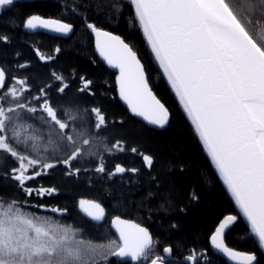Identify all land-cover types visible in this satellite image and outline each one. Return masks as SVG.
<instances>
[{
  "label": "snow or ice",
  "instance_id": "obj_1",
  "mask_svg": "<svg viewBox=\"0 0 264 264\" xmlns=\"http://www.w3.org/2000/svg\"><path fill=\"white\" fill-rule=\"evenodd\" d=\"M130 2L155 60L195 125L239 213L246 218L250 238H258L264 251V0ZM14 3L15 0H0V9H10ZM257 12L259 20L255 19ZM23 26L65 35L74 31L71 22L43 19L35 14L26 17ZM84 27L95 34L100 56L119 70V95L131 112L150 125L164 128L169 123V111L153 93L137 52L120 36L101 30L95 23L85 21ZM0 43H10V37L0 33ZM59 51L55 49L57 54ZM39 59L46 58L40 55ZM28 66L18 65V68ZM53 78L57 82L63 80L55 73ZM12 79L15 83L10 87L6 83L8 69L0 67V159H12L16 163L10 176L15 181V190L24 191L26 196H51L58 192L55 187L32 189L25 185L58 167L63 168L65 181L75 180L82 171H89L76 165L83 158L98 155L97 143L94 138H86L84 132L73 129L77 117L52 101L49 95L52 84L38 86L37 94L32 95L26 79ZM90 84L91 81L85 82L80 91L88 90ZM68 87V84L57 86V95L63 98ZM25 92L34 103L28 102ZM67 103L71 107L76 101ZM88 111L95 117L93 126L97 130L107 127L98 107ZM24 113H42L39 119L48 130L49 143L58 149L52 154L54 162L21 151L30 144L32 152H36L40 139L30 125L21 122ZM116 150L123 152L124 143L117 140L111 148H105L110 154ZM137 151L136 147L131 148L132 153ZM142 159L151 168L153 157L143 155ZM91 171L111 178L138 169L116 164L108 172L101 157L94 161ZM192 199H198L195 193ZM17 204L13 200L5 207L0 200V264H98V259L107 262L109 256L131 258L137 264H170L167 256L173 252L171 246L162 249L166 255L158 254L157 242L149 230L120 216L112 220L118 240L93 244L75 239L78 229L29 214ZM79 205L93 221L104 219L105 209L100 203L81 200ZM50 210L67 211L55 207ZM236 221L237 215L223 218L210 237L212 247L235 264H259L257 255L234 251L226 245V229ZM186 260L198 264L195 252Z\"/></svg>",
  "mask_w": 264,
  "mask_h": 264
},
{
  "label": "trees",
  "instance_id": "obj_2",
  "mask_svg": "<svg viewBox=\"0 0 264 264\" xmlns=\"http://www.w3.org/2000/svg\"><path fill=\"white\" fill-rule=\"evenodd\" d=\"M33 14L43 19L71 22L74 31L65 35L40 29L24 30L25 18ZM85 21L120 36L137 52L153 93L169 111V123L164 128L133 115L121 101L116 81L119 70H113L104 62L93 35L84 27ZM0 33L10 37V43H0V67L8 69L9 75L6 83L11 87L15 83L12 78L26 79L32 95L37 94L38 86L52 84L49 93L52 101L77 117L73 129L84 132L86 138H94L98 153L96 157L80 160L76 166L89 171H82L75 180L65 181L64 170L58 167L54 172L28 181L26 188L55 187L58 190L56 194L43 197L26 196L24 191L15 190V181L10 176L16 163L12 159H0V200L4 204L17 200L22 211L78 229L75 237L93 244L116 240L110 221L120 216L147 228L157 242L158 254L166 255L162 249L171 246L173 252L167 256L170 264H189L186 257L193 252L206 253L208 264H226L222 258L211 254L210 237L225 216L237 215V221L226 230V245L234 251L255 254L259 264H264V254L255 238H250L247 223L155 60L130 0H15L10 9H0ZM56 48L60 49L58 54ZM40 55L46 59L41 61ZM25 64L29 66L18 68ZM53 73L63 80L55 81ZM87 81H91L89 89L80 91ZM64 84L69 87L62 98L57 95V86ZM25 97L34 103L27 92ZM68 100L76 103L69 107ZM97 107L107 123V127L99 130L93 126L95 117L88 111ZM23 115L25 119L21 122L40 134L37 143L45 150L44 155H40L54 162L52 154L58 149L49 143V136L43 135L48 130L39 119L42 113ZM117 140L124 143V151L106 152L105 148H111ZM132 147L137 148V153L131 152ZM143 155L153 157L151 168L144 163ZM101 157L108 172L114 170L116 164L138 171H126L111 178L91 171L94 161ZM193 193L197 200L192 199ZM78 199L100 203L106 220L95 225L84 219L77 211ZM40 205L67 211L46 213L41 211Z\"/></svg>",
  "mask_w": 264,
  "mask_h": 264
},
{
  "label": "water",
  "instance_id": "obj_3",
  "mask_svg": "<svg viewBox=\"0 0 264 264\" xmlns=\"http://www.w3.org/2000/svg\"><path fill=\"white\" fill-rule=\"evenodd\" d=\"M23 29L24 30H30V29H27V28H25L24 26H23ZM43 30V31H46V32H53V31H51V30H49V29H43V28H38V29H35V30ZM88 30V29H87ZM89 31V30H88ZM90 32V31H89ZM92 35H93V37H94V41H95V45H96V37H95V34L94 33H92V32H90ZM104 60V59H103ZM104 62H106L107 63V61H105L104 60ZM158 62V61H157ZM109 65V64H108ZM113 70H115L116 68H113L111 65H109ZM163 71V70H162ZM119 76V75H118ZM117 76V77H118ZM116 81H117V78H116ZM117 90H118V94H119V86H117ZM174 90V89H173ZM175 92V91H174ZM119 97H120V95H119ZM178 97V96H177ZM121 99V98H120ZM178 99H179V97H178ZM121 101L127 106V104H126V102H124L122 99H121ZM183 106V105H182ZM128 107V106H127ZM130 110V109H129ZM130 112H131V110H130ZM132 113V112H131ZM133 114V113H132ZM133 115H135V114H133ZM136 116V115H135ZM137 117H139V116H137ZM139 118H142V117H139ZM143 119V118H142ZM194 126V128H195V125H193ZM198 134V133H197ZM199 136V135H198ZM202 142V141H201ZM202 145H203V142H202ZM204 147V146H203ZM205 149V148H204ZM205 151H206V153H207V150L205 149ZM207 155H208V153H207ZM208 157H209V159H210V161H211V163H212V165L214 166V168H215V170H216V172H217V174L219 175V172H218V170L216 169V167H215V165H214V163L212 162V160H211V157L208 155ZM219 177H220V179H221V181H222V183H223V185L225 186V188H226V190H227V192L229 193V195L231 196V194H230V192L228 191V189H227V186L224 184V182H223V179H222V177L219 175ZM232 198V197H231ZM233 199V198H232ZM81 200H86V201H91V200H87V199H78L77 200V211H78V213L84 218V219H86L87 221H89L90 223H92V224H95V225H97V224H101V223H103L105 220H106V212H105V217H104V219L102 220V221H100V222H96V221H93L90 217H88L87 216V214L86 213H84L83 212V210L80 208V205H79V201H81ZM233 201H234V199H233ZM234 203H235V201H234ZM236 205V204H235ZM236 207H237V209H238V206L236 205ZM51 208H44V207H42L41 208V211L42 212H46V213H51V214H61V212L60 211H58V212H52L51 210H50ZM238 211H239V209H238ZM241 214V216H242V218L244 219V221L246 222V218H244L243 217V215H242V213H240ZM113 220V219H112ZM112 220L110 221V227H111V230H112V232H113V234H114V236H115V238L118 240V233L116 232V230H115V228L113 227V225H112ZM247 223V222H246ZM249 227V226H248ZM249 229H250V227H249ZM255 240H256V242L258 243V245H259V242H258V238H255ZM211 246V245H210ZM262 251V250H261ZM262 253L264 254V251H262ZM200 254H204V252H202V253H200ZM199 254V256H201ZM217 256H219V257H221L224 261H225V263L226 264H235V262H233V261H230L227 257H225L221 252H217V253H215ZM112 258H120V257H114V256H112ZM127 259H130L131 260V258H127ZM134 263H137V262H134Z\"/></svg>",
  "mask_w": 264,
  "mask_h": 264
},
{
  "label": "rangeland",
  "instance_id": "obj_4",
  "mask_svg": "<svg viewBox=\"0 0 264 264\" xmlns=\"http://www.w3.org/2000/svg\"><path fill=\"white\" fill-rule=\"evenodd\" d=\"M255 19H257V20H259L260 19V16H259V13L257 12V15H256V17H255ZM257 39H260V34L259 33H257ZM154 126V125H153ZM33 133L35 134V135H37V136H39L40 134H39V132H37V131H33ZM43 135H46V136H49L48 135V131H45L44 133H43ZM39 145V144H38ZM21 151H23L26 155L27 154H31V155H37V156H39V157H43L42 155H44V147L43 146H41V145H39V147H38V149H37V151L36 152H32V150H31V145L29 144V145H26V146H24L22 149H21ZM40 154H42V155H40ZM117 175H120V174H117ZM8 206V204H5V207H7ZM37 216H39V215H37ZM39 217H41V218H47V217H45V216H39ZM48 219V218H47ZM227 230V229H226ZM75 239H77L76 237H75ZM78 240V239H77ZM117 240V239H116ZM110 258V256L108 257V259ZM101 261V263L100 264H105L106 262L105 261H103V260H99L98 259V262H100Z\"/></svg>",
  "mask_w": 264,
  "mask_h": 264
},
{
  "label": "flooded vegetation",
  "instance_id": "obj_5",
  "mask_svg": "<svg viewBox=\"0 0 264 264\" xmlns=\"http://www.w3.org/2000/svg\"><path fill=\"white\" fill-rule=\"evenodd\" d=\"M210 252H211V254L217 256L215 253H217L218 250L215 249L214 247H212V245H211L210 246ZM197 256H198V264H208L209 258L206 255V253H204L202 256H199V254ZM105 264H137V263H134L133 261H131L130 259H127V258H115L114 259V258H112V256H110L109 260Z\"/></svg>",
  "mask_w": 264,
  "mask_h": 264
}]
</instances>
